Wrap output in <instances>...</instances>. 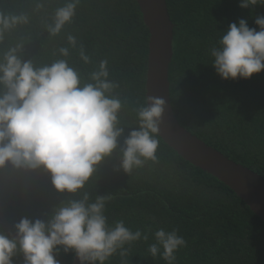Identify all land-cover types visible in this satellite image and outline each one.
<instances>
[{
	"label": "trees",
	"instance_id": "trees-1",
	"mask_svg": "<svg viewBox=\"0 0 264 264\" xmlns=\"http://www.w3.org/2000/svg\"><path fill=\"white\" fill-rule=\"evenodd\" d=\"M68 2L0 0V13L28 17L27 23L4 30L0 63L10 48L19 46L16 55L22 62L31 60L34 68L67 61L82 87L95 83L91 74L107 61L106 79L114 87L105 95L121 102L115 126L122 132L116 148L74 193L56 190L43 166L15 167L6 162L0 167V201L8 222L14 227L24 217L47 221L85 194L86 204L103 196L109 230L123 221L132 232L142 233L141 239L118 247L104 264H168L159 253L153 257L149 252L161 228L174 230L185 241L171 264H264V221L226 184L183 159L157 133L152 134L158 141L155 158L139 156L142 163L124 171V141L131 130L139 129L137 113L146 106L148 30L135 0H79L71 20L59 33L50 34L56 10ZM166 3L174 24L168 77L174 115L207 145L264 177V70L248 79H222L211 55L230 23L245 19L259 30L254 21L264 15V4L241 8L240 0ZM69 36L75 37V45ZM61 48L68 49L67 56ZM81 51L89 57L87 63ZM6 91L0 84V94ZM0 231L4 232L1 226ZM54 255L59 264H72L74 258L73 251L65 253L62 247ZM12 262L24 264L19 246Z\"/></svg>",
	"mask_w": 264,
	"mask_h": 264
},
{
	"label": "clouds",
	"instance_id": "clouds-1",
	"mask_svg": "<svg viewBox=\"0 0 264 264\" xmlns=\"http://www.w3.org/2000/svg\"><path fill=\"white\" fill-rule=\"evenodd\" d=\"M78 2L71 0L56 10L50 34L56 35L71 20ZM259 4L264 0H240L239 7ZM27 20L25 15L0 13V39L4 30ZM254 23L259 30L250 28L245 19L230 23L219 39L220 47L211 50L213 67L222 79H248L264 70V15ZM68 41L76 43L73 36ZM18 47L10 48L0 63V84L7 88L0 94V167L6 162L15 167L43 166L56 190L74 193L83 187L94 166L116 148L122 132L115 126L121 102L105 95L114 87L106 79L107 61L102 60L99 70L91 74L95 83L81 87L78 73L67 61L34 68L31 60L22 62L16 55ZM60 53L67 56L68 49L61 48ZM80 55L87 63L89 57L83 51ZM147 101L149 105L137 113L139 129L131 130L124 141L121 166L126 172L142 163L139 156L155 158L158 141L152 134L158 132L164 100L150 96ZM87 199L85 194L83 200L70 201L47 221L21 218L14 225L16 237L0 231V264H13L18 246L24 264H59L54 250L61 247L65 253L73 251L80 264H104L125 242L142 238L139 230L132 232L123 221L109 230L103 214L106 198L98 196L91 204H86ZM154 235L150 254L159 253L171 264L174 252L185 244L183 237L162 228Z\"/></svg>",
	"mask_w": 264,
	"mask_h": 264
},
{
	"label": "water",
	"instance_id": "water-1",
	"mask_svg": "<svg viewBox=\"0 0 264 264\" xmlns=\"http://www.w3.org/2000/svg\"><path fill=\"white\" fill-rule=\"evenodd\" d=\"M149 34L145 101L147 97L164 100L158 122V136L183 159L226 184L264 221V177L238 163L183 127L174 115L170 101L169 65L173 57L174 24L166 0H135ZM0 226L10 237L16 229L8 222L0 203ZM18 239V238H17ZM72 264H80L74 253Z\"/></svg>",
	"mask_w": 264,
	"mask_h": 264
}]
</instances>
